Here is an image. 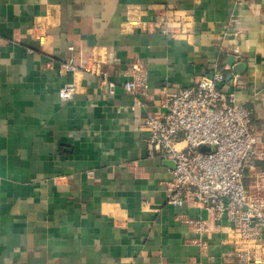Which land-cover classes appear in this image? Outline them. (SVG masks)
I'll return each mask as SVG.
<instances>
[{"label": "crops", "instance_id": "1", "mask_svg": "<svg viewBox=\"0 0 264 264\" xmlns=\"http://www.w3.org/2000/svg\"><path fill=\"white\" fill-rule=\"evenodd\" d=\"M164 8L189 15L186 36L144 30ZM79 55L94 57L89 72L63 71ZM213 71L253 110L263 148L264 0H0V264H238L225 218L167 202L172 166L151 156L143 125ZM243 183L264 197V160Z\"/></svg>", "mask_w": 264, "mask_h": 264}, {"label": "built area", "instance_id": "2", "mask_svg": "<svg viewBox=\"0 0 264 264\" xmlns=\"http://www.w3.org/2000/svg\"><path fill=\"white\" fill-rule=\"evenodd\" d=\"M155 14V20L144 24L147 32L158 31L174 38L189 33L188 14L166 8ZM67 50L75 52L73 46ZM93 58L70 56L62 69L67 73L89 72L86 62L95 63ZM223 80L218 71L198 76L193 87L166 95L159 107L146 116L143 125L151 156L174 163L166 183L167 202L181 207L190 197L218 221L225 218L238 237V264H254L255 251L248 244L264 248V197L251 195L243 178L244 170L252 168L255 161L264 160V147H259L254 135L253 110L237 104L222 91L219 84ZM143 84L142 80L132 79L125 81L122 88L135 97ZM76 90L73 83L63 85L59 100L72 99ZM109 94H115L112 83ZM138 107L142 103L136 100L131 109ZM200 147L208 150L201 151Z\"/></svg>", "mask_w": 264, "mask_h": 264}, {"label": "water", "instance_id": "3", "mask_svg": "<svg viewBox=\"0 0 264 264\" xmlns=\"http://www.w3.org/2000/svg\"><path fill=\"white\" fill-rule=\"evenodd\" d=\"M228 65H229L230 67H232L233 69L239 68V67H237V65L235 64V60H234V58H230V60H229V62H228ZM200 150H201V151H205V150H208V149H207V148H204V147H200ZM165 164H166L167 166H172V168L174 167V163H173L172 161H165Z\"/></svg>", "mask_w": 264, "mask_h": 264}]
</instances>
